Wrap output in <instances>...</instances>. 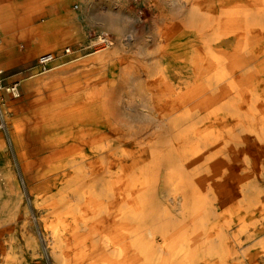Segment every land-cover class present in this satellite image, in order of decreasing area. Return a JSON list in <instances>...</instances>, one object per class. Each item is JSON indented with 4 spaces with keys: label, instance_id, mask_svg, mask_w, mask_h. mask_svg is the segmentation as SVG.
<instances>
[{
    "label": "bare ground",
    "instance_id": "obj_1",
    "mask_svg": "<svg viewBox=\"0 0 264 264\" xmlns=\"http://www.w3.org/2000/svg\"><path fill=\"white\" fill-rule=\"evenodd\" d=\"M69 1L42 0L35 12L50 6L51 41L68 37L77 54L69 48V59L27 78L54 77L37 89L54 87L50 122L54 143L65 145L58 190L42 199L49 254L61 264H264V0L141 1L150 14L152 46L139 67L148 82L144 98H126L124 108L138 111L143 127L116 106L123 87L138 85L136 70L100 76L125 51L121 17L107 10L98 21L114 38L97 36L104 47L86 52L76 21L93 0H79L78 12ZM94 77L100 87L83 92ZM3 105L0 98L6 118ZM24 183L37 201L31 177Z\"/></svg>",
    "mask_w": 264,
    "mask_h": 264
},
{
    "label": "rangeland",
    "instance_id": "obj_2",
    "mask_svg": "<svg viewBox=\"0 0 264 264\" xmlns=\"http://www.w3.org/2000/svg\"><path fill=\"white\" fill-rule=\"evenodd\" d=\"M106 1L109 2L107 3ZM141 1L142 0H139L140 3L135 4L134 0H128L127 4L130 5V13L128 14L129 16H126L124 17V19H122L124 7L120 4V0H101L100 2L99 0H93L92 3L94 5L92 3L89 5L90 7L87 10L88 12L86 13L87 17L84 18V16L80 14L77 18L76 23L79 30L84 33V44L87 46L86 52H92L97 49H101L103 46L102 43L98 44V42H96L97 36H104L105 34H107L109 38H114V34L112 31H106L104 33L102 30L100 22L102 19L101 17H103L104 13L109 10L112 12L113 17H121V20L118 23V28L121 30L124 43L127 44L125 51L121 52L114 62L107 60L104 65V70L100 73V76L102 80L108 79L111 75L119 74L121 69L129 66L133 67L136 70L135 76L138 77V85L123 87V93L120 95L121 100L117 102L118 104H116V106L120 111L121 119L123 121L143 127L144 124L147 123H143L141 119L135 117V113H137L138 111L133 112L124 108L126 106V98H144L141 90L147 87L146 83L148 82L147 76L140 70V64L143 65L147 62L148 55L146 54V52L152 46L148 37L151 34L150 14L147 13L146 8H144L145 5L141 4ZM78 4L79 0H71L69 1L67 6L74 12H78V9L76 8ZM90 9L92 10V12ZM138 10L143 11V21L139 24H136L134 23L133 18L136 14L140 13V11ZM36 14L38 15L34 19L36 21L41 20L43 22L45 18L43 17V15L48 16V13H44L43 11L36 12ZM92 14L94 17L92 16ZM128 18L130 20H128ZM91 25H93V27ZM129 36L132 37L131 41H128L127 39V37ZM23 45L24 44L21 43L22 47H24ZM215 46L217 45L215 44ZM65 48H70L73 52H75V54H77L76 43L70 38L66 37L61 41L44 47L41 50L40 55L41 53L51 51L55 59L49 65L50 67L56 61L69 59V55L64 54ZM170 60H172V58H169L167 60L163 59L162 64L166 66L168 64L171 65L173 62L171 63ZM180 61L181 63H183V58H181ZM36 64L38 67L35 70L31 71L29 74L21 78L19 77V73L16 74L8 72V69L12 67L11 65L4 66L2 62H0V68L3 70L0 79L2 81L1 83L7 86L16 85L17 92L19 93V97L17 96L12 98L4 90L0 91V98L4 102L2 108L6 112V118L4 117V120L6 119V128L5 126L0 127V264H61L58 256L56 258H53L49 254L50 245L49 248H47L44 241L42 240V234L45 233V225L42 219L44 217H48L49 213V208L42 204V199L45 196H54V194H56V191L59 187L58 179L61 172L58 170H53L48 174H45L44 176L42 175L41 177L39 175H34V173L38 171H40L41 174L47 171V165L43 164L42 162L47 155V151L43 149L40 150L37 155H34L32 157V160L37 163V165L33 166V168L32 165L28 168H25L22 165L23 161H21V158H23L25 155L24 150H20V146L19 148L15 146L16 140L22 141L23 145L25 144V141L28 140L26 133L29 132L32 128H36V124L34 123L41 122L39 120V112L42 108H50L55 98L53 96L55 90L52 86L46 87L41 92H36L37 87L40 86L42 82L53 81L52 79L54 77L50 76L49 73L41 74L30 80L35 81L33 83L34 87L30 94L28 93L24 95L25 92L21 90L23 84L26 82L25 79L28 78V75L30 76L32 75V73L34 74L35 72L37 73L44 69L39 66L37 60ZM86 67H88V64ZM67 74H69V71L67 70L59 72V76H66ZM17 77H19V80L13 79ZM44 77L45 80L42 81ZM101 79L98 77L90 79L92 80V83L90 82L89 85L85 86L83 92L90 90L94 86L100 87ZM178 81L180 80L175 78V82L178 83ZM191 83V76L184 77L181 80L180 88L184 90V88L189 86ZM61 88H64V86H61ZM117 90H119V88H117ZM128 92L130 93V95ZM31 100H33L34 103L29 104ZM22 105H25V107H27V110L25 111H29L19 113ZM129 106L134 107L137 105L131 103V105ZM1 114L2 113L0 110V115ZM13 123L16 126H12L14 125ZM13 132H16V135L18 134V132L20 134L16 136ZM21 137H24L25 139H22ZM11 138H14L15 140ZM32 138L34 141L39 143L37 135L29 137V140L31 141ZM24 160L31 161L32 163V160L30 159ZM108 169L112 171L113 166H109ZM25 171L31 174H28L27 176L23 175L22 173ZM7 174L9 180H5ZM27 177H31V187L34 189V193L37 192V201H35L33 194H29L30 192L27 191L29 190V187L24 183V179ZM49 219L48 220L51 221L53 218L49 217ZM32 240L36 242V247H33L31 245Z\"/></svg>",
    "mask_w": 264,
    "mask_h": 264
},
{
    "label": "crops",
    "instance_id": "obj_3",
    "mask_svg": "<svg viewBox=\"0 0 264 264\" xmlns=\"http://www.w3.org/2000/svg\"><path fill=\"white\" fill-rule=\"evenodd\" d=\"M41 1L42 0H0V62H2L4 66L11 65L12 67L8 69V72L19 73V77H24L31 71L35 70L38 67L36 60L38 63V58L41 55L51 53L44 52L40 55L41 50L44 47L55 43V41H51L50 38L53 29L51 25L52 15L50 12V6H47L48 11L46 13H48V16L43 15V17H45L43 22L41 20H34L35 17L38 16L35 12V4H38ZM21 43L24 44V47L21 46ZM1 70L2 69L0 68V71ZM2 73L3 72H1V75ZM39 75H36L35 77ZM19 77L13 79H19ZM25 81L26 82L22 86L23 92H25L24 95L28 93L30 94L34 87V81H30V79H25ZM43 90L44 89L40 90L38 88L36 89V92H41ZM31 103H34V101L31 100L29 104ZM25 110H27V107L22 105L19 113L29 111ZM51 119L52 115L49 109L47 108L44 111L41 109L39 112V120L41 122L34 123L36 124V128H32L26 133L28 140L25 141L26 145L24 144L23 147L20 148L22 151L24 150L25 155L23 158L30 160H32V157L37 155L40 150L43 149L47 151V155L42 161L43 164L47 165V171L43 174H41L40 171L34 173V175H39L40 177L53 170L61 172L62 169L59 167L60 159L64 158L59 157H64L66 155L63 151L65 145L56 146L54 143L55 130L51 125ZM34 135L38 136L39 143L34 141L33 138L31 141L29 140V137ZM23 139L25 138L23 137ZM24 159H22L23 162L25 161L26 165H29V167L32 165L33 168V166L37 165L33 160L31 163V161H26ZM107 218H109V216H107Z\"/></svg>",
    "mask_w": 264,
    "mask_h": 264
},
{
    "label": "built area",
    "instance_id": "obj_4",
    "mask_svg": "<svg viewBox=\"0 0 264 264\" xmlns=\"http://www.w3.org/2000/svg\"><path fill=\"white\" fill-rule=\"evenodd\" d=\"M103 44V43H102ZM69 48H65L64 50V54H68L70 53V51L68 50ZM55 59L54 55L51 54V53H46V54H43L41 55L39 58H38V64L41 68H46L53 60ZM2 86H1V83H0V90H1ZM7 92L12 95L13 97H17L18 96V92H17V87L16 85H10L7 87ZM0 127H4V123H5V120H4V117L2 116V114L0 115Z\"/></svg>",
    "mask_w": 264,
    "mask_h": 264
}]
</instances>
